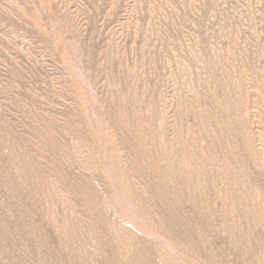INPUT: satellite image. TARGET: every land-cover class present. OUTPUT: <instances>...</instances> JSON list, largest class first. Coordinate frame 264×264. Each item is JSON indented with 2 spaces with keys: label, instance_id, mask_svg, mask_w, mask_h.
<instances>
[{
  "label": "rangeland",
  "instance_id": "1",
  "mask_svg": "<svg viewBox=\"0 0 264 264\" xmlns=\"http://www.w3.org/2000/svg\"><path fill=\"white\" fill-rule=\"evenodd\" d=\"M0 264H264V0H0Z\"/></svg>",
  "mask_w": 264,
  "mask_h": 264
}]
</instances>
